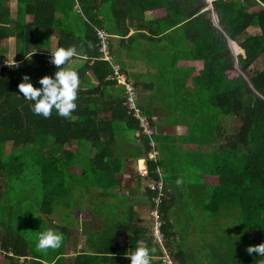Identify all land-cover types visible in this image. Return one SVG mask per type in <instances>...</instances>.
Here are the masks:
<instances>
[{
  "label": "trees",
  "instance_id": "16d2710c",
  "mask_svg": "<svg viewBox=\"0 0 264 264\" xmlns=\"http://www.w3.org/2000/svg\"><path fill=\"white\" fill-rule=\"evenodd\" d=\"M106 3L109 16L103 18L101 7ZM207 5V0H15L12 15L8 0H0V61L4 59L2 42L8 37H14L20 57L16 66L11 62L0 67V146L9 143L10 151L26 153L35 167L34 195H39L35 211L18 214L19 202L7 196V185L15 173L13 168L22 170L24 163L17 157L5 162L0 156V248L12 254L4 255L6 264H65L63 227L58 232L64 237L62 246L40 252L15 229V222L24 220L34 228L43 215L46 225L42 229L37 226L38 236L50 229L51 203L66 189L65 177H73L67 170L81 159L79 151H95L86 176L95 179L101 173L98 162L109 166L110 161L103 158L114 151L117 124L137 129L135 119L122 104L123 87L114 90L117 84L108 63L98 59L96 28L109 34L108 48L114 57L120 49L141 51L138 40L145 41L143 53L158 70L160 84L173 90V107L179 111L175 116L187 124V139L195 138L196 151L205 157L200 163L214 180L201 209L215 214L227 207L239 214L242 248L230 264L264 261V257L246 251L264 243V0H210L211 10L205 9ZM211 11L219 28L212 23ZM70 13L77 17V24L72 19L74 25H68ZM248 26L257 27L259 32L247 33ZM129 28L133 32L128 35ZM51 35L58 36L57 47L76 46L84 56L75 69L81 84L77 109L70 120L55 111L50 118L35 115L31 102L18 89L25 75L37 88L43 76L54 77L57 69L41 48L47 46ZM30 36L32 46L27 42ZM226 38L240 51L235 56L236 66ZM257 60L260 68L251 71ZM179 61H199L200 67L178 66ZM120 69L129 77L121 65ZM187 78L191 88L184 86ZM140 109L146 116H154ZM224 117L237 120L234 132L228 134L220 124ZM152 125L154 128L155 121ZM155 135L154 130L156 143ZM138 140L139 150H150L146 138ZM147 167L149 177L156 179L155 163L148 161ZM164 201L160 208L165 212ZM169 226L166 220L162 224L164 246L172 259L180 262L182 251L173 246ZM130 230L122 246L111 245V230L97 238L99 247L93 244L92 251H79L69 264H131L127 256L135 251L137 233H145V229ZM148 234L144 237L147 246L156 248L152 264H161L149 230ZM18 256L24 261L18 262Z\"/></svg>",
  "mask_w": 264,
  "mask_h": 264
},
{
  "label": "crops",
  "instance_id": "0c3cea01",
  "mask_svg": "<svg viewBox=\"0 0 264 264\" xmlns=\"http://www.w3.org/2000/svg\"><path fill=\"white\" fill-rule=\"evenodd\" d=\"M8 7L10 14L13 15L16 9L15 0H8ZM74 7L76 9V6ZM132 28H129L128 35L133 32ZM247 30H252L251 34L259 32L255 26H248ZM57 37V35H51L47 46L41 47L46 54L58 48ZM27 42L29 46H32L33 36H30ZM138 42L142 44L141 51H135V49L126 52L120 49L113 57L136 84L138 104L146 113L156 118L154 125L158 150L156 162L162 177L165 178L163 182L166 190V199L163 203L165 212L162 210V214H165L164 220L170 224L169 229L173 232L171 235L173 246L182 251L179 255L181 261L176 263L188 264L186 252L190 253V250L189 248L185 250L183 244L177 243V239H182L184 234L188 236L187 243L193 245L196 241L194 235L198 233V230L194 224L184 226L176 224L175 220L192 221L194 215L202 212L201 203L206 200L207 188L214 184V180L205 172L206 167L200 163L201 160L205 161V157L203 158L202 151H196L195 138L187 139V124L178 120L180 116H175L179 111L173 107L171 99L173 90L164 88L163 84H160L157 77L158 70L151 65L148 55L143 53L145 41L138 40ZM1 49L4 55L1 61L17 63L20 57L16 51L14 37L4 40ZM83 58L84 56L80 55L67 67L75 70L84 62ZM194 62L199 61H179L177 65L186 67L192 64L195 68ZM138 63L146 69L141 72L133 69ZM147 74L153 78L148 79ZM89 77L90 74L87 78ZM184 86L191 88L188 78ZM118 87L120 86L117 84V87L113 88L115 90ZM116 130L117 141L114 151H109L103 158V161H110L109 166L98 162L97 167L101 173L96 174L95 179L88 178L89 176H86L89 175V160L95 151H79L81 159L75 166H69L67 170V173L73 177H65L66 189L51 203V210L52 205L55 209L56 205L62 206L60 212L49 214L48 218L52 223L51 230L60 232L61 227L64 229L65 264H69L79 251L90 252L93 244L99 247L100 242L97 238L105 237L104 234L111 230L114 231L111 245L122 246L126 235L131 232L130 229H145V233H137L139 241L146 243L144 237L149 236L151 219L148 181L137 172L138 166L145 163L147 151L139 150L141 143L136 137V129L133 131L126 129L122 123H119ZM121 137H123L122 140H120ZM82 169L86 172L82 173ZM108 172L110 175L106 174ZM178 179H182L183 183L177 184ZM176 206L179 207L176 209ZM191 247L192 252L196 251L195 245ZM194 264H197V261H194Z\"/></svg>",
  "mask_w": 264,
  "mask_h": 264
},
{
  "label": "rangeland",
  "instance_id": "374dc122",
  "mask_svg": "<svg viewBox=\"0 0 264 264\" xmlns=\"http://www.w3.org/2000/svg\"><path fill=\"white\" fill-rule=\"evenodd\" d=\"M101 9L103 12V18H107L109 16L108 4H103ZM205 9L211 10V7H206ZM212 14L214 16V19L216 20L214 13L211 11V15ZM149 16L150 14L146 13V17ZM72 19L76 21V24L78 23L77 17L74 14L70 13L68 25H74V23L71 21ZM246 31H249L247 32L249 34H251L250 32H253L252 30H247V28ZM236 52L240 51L236 50ZM193 65L196 69L199 68V62H194ZM260 66V60H257L253 65L250 66V70L255 71L260 68ZM133 69L141 72L146 68L138 63L133 67ZM147 76L146 77L148 79L153 78L148 74ZM136 104L138 105V107H140L137 100ZM168 120L170 121V119H167V121ZM220 122L223 127L226 128V132H228V134L234 132L238 125L237 120L231 117H224L220 120ZM9 145V143H6L0 146L1 158L5 162H9L11 158L17 157L19 162L24 163V166L22 170L18 169L17 167L13 168L15 173L13 174L9 184L7 185L8 187L10 186V189H8L7 191V196L11 201L13 200L15 202L16 200L19 202L18 205L20 211L18 212V214L35 211L37 208V200L39 199V195H34V193L37 191L36 186L33 185L35 180V167L30 163V160L24 151H10ZM15 196H17V198ZM24 196L26 197L21 198ZM1 199L3 198H0V200ZM180 202H182V199H180ZM178 207L179 206H176V209ZM61 210V205H56V209L55 206L52 205L50 214H53L54 212H60ZM36 213L39 214V212ZM45 219L46 218L41 215L40 222H38V224H36V227L34 228V225L32 223L24 220L16 221L14 227L28 240H32L35 247L36 240L38 238L37 226H39V229H42V227L46 225ZM175 222L176 224L179 223L184 226H187L190 223L194 224L196 226L195 228H197L198 230V233L194 235V239L196 241L193 245L192 243H187L188 236L186 237V235L184 234H182V239H177V243L180 242L181 244H183L185 250H187L188 248L190 250V253L186 252L189 261L188 264H194V261H197V264H230V262L232 261V256H236L242 248L240 245V241L241 237L243 238V235L240 230L239 214L236 209L226 207L222 208V210H219L215 214H210L206 210H202L200 214L194 215V219L192 221L177 219L175 220ZM194 245L196 251L192 252L191 246ZM6 262L7 261L5 259V256L0 254V264H6Z\"/></svg>",
  "mask_w": 264,
  "mask_h": 264
},
{
  "label": "clouds",
  "instance_id": "9594fccd",
  "mask_svg": "<svg viewBox=\"0 0 264 264\" xmlns=\"http://www.w3.org/2000/svg\"><path fill=\"white\" fill-rule=\"evenodd\" d=\"M82 47L83 45H81ZM89 47H91L90 43ZM50 52V62L57 69L54 77L43 76L39 79L41 87L37 88L30 82V77L25 75L22 78L23 82L19 83L18 89L24 99L31 102V111L35 115L50 118L55 111L60 117L70 120L77 109L81 81L78 71L67 67V65L79 58L81 53L78 52L76 46L58 47ZM14 66H16L15 62ZM182 183V179L177 180V184ZM63 241L62 233L48 229L39 234L35 247L40 252H47L49 249L57 250L62 246ZM246 251L249 255L255 253L264 257V243L249 246ZM155 253V247L150 248L144 241H138L135 251L127 257L130 258L131 264H152V257ZM261 264H264V261Z\"/></svg>",
  "mask_w": 264,
  "mask_h": 264
},
{
  "label": "built area",
  "instance_id": "2783aa9c",
  "mask_svg": "<svg viewBox=\"0 0 264 264\" xmlns=\"http://www.w3.org/2000/svg\"><path fill=\"white\" fill-rule=\"evenodd\" d=\"M210 4V0H207ZM95 36L97 39V49L99 51L98 59L106 61L111 69V77L116 81L119 86L123 87V101L122 104L126 107V111L130 114L133 119L136 121V137L146 138L147 145L149 146V151L146 153L145 163L141 166H138L137 172L141 177L147 179L148 184L147 188L149 190V217L151 219L149 226V233L153 238L157 248H158V258L161 261V264H177L171 257L169 250L164 246V237L162 233V224L165 222L163 214L161 211V204L165 199V188L164 182L162 179V173L156 164V157L158 155L155 141L152 139L154 133V128L152 121H155L154 116H146L141 112V109L136 104V85L133 81L127 77V75L121 71L120 65L116 62L113 55L109 52L108 48V38L109 34L101 28L95 29ZM49 60L51 61V53L47 54ZM11 63V61H0V67ZM152 161L155 163L154 171L156 172L157 178L153 179L149 177V169L147 167V162ZM0 254L2 255H12L11 251H3L0 248ZM18 262H23L24 257L18 256ZM26 264L29 262L24 261Z\"/></svg>",
  "mask_w": 264,
  "mask_h": 264
},
{
  "label": "water",
  "instance_id": "95a60500",
  "mask_svg": "<svg viewBox=\"0 0 264 264\" xmlns=\"http://www.w3.org/2000/svg\"><path fill=\"white\" fill-rule=\"evenodd\" d=\"M208 7L210 8L211 5L208 4L207 8H208ZM211 19H212V23H213V25L216 26L217 28H219L218 25H217V23H216V20L214 19L213 14L211 15ZM226 40H227L228 47H229L231 53H232L233 56H234V63H235V66H236V58H235V56H236V54H237L238 52H236L235 47H237V46L235 45V43H234L233 41L229 40L228 38H226Z\"/></svg>",
  "mask_w": 264,
  "mask_h": 264
}]
</instances>
